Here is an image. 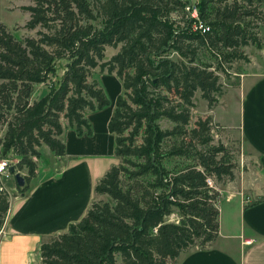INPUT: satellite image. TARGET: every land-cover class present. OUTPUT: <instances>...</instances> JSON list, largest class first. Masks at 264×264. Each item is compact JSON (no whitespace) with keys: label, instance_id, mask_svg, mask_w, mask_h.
I'll list each match as a JSON object with an SVG mask.
<instances>
[{"label":"trees","instance_id":"trees-1","mask_svg":"<svg viewBox=\"0 0 264 264\" xmlns=\"http://www.w3.org/2000/svg\"><path fill=\"white\" fill-rule=\"evenodd\" d=\"M30 1L24 26L35 34L16 37L0 23V157L17 158L26 182L41 145L64 155L65 128L90 133L85 113L110 104L95 69L122 84L108 122L117 162L94 187L105 199L43 240L41 263L176 264L180 252L210 244L219 234L217 184L234 179L236 162L214 141L211 115L191 125L193 98L200 91L209 109L217 104L218 71L258 42L264 0ZM8 208L0 190V227Z\"/></svg>","mask_w":264,"mask_h":264},{"label":"crops","instance_id":"crops-1","mask_svg":"<svg viewBox=\"0 0 264 264\" xmlns=\"http://www.w3.org/2000/svg\"><path fill=\"white\" fill-rule=\"evenodd\" d=\"M260 51L263 57L256 68L241 73L238 83L224 89L217 104L207 107L206 113L239 141L243 155L258 163L263 184L260 181V187L252 189L250 196L260 198L250 202V197L239 191L224 195L226 187L221 188L218 236L204 248L194 246L180 252L176 264H264V44ZM105 87L110 104L85 113L91 132L78 134L74 127L65 128L61 135L65 154L56 156L49 150L50 161L40 163L27 191L10 199L0 227V264H34V259L42 264L39 251L43 236L66 232L69 224L80 220L97 200L94 187L110 167L103 158L116 160L114 134L108 122L114 100L122 92L117 76L106 79ZM218 108L233 110L237 124L226 120ZM223 199L225 208L220 206ZM224 210L226 222L222 218ZM35 246L38 253L31 250Z\"/></svg>","mask_w":264,"mask_h":264},{"label":"rangeland","instance_id":"rangeland-1","mask_svg":"<svg viewBox=\"0 0 264 264\" xmlns=\"http://www.w3.org/2000/svg\"><path fill=\"white\" fill-rule=\"evenodd\" d=\"M31 3L32 2L30 0H0V23H3L7 27V29L10 30L16 37H23L25 35L35 34V30H28L25 28L24 25L28 19V12L25 11L21 6L22 4L28 5ZM260 9L263 10L264 12V6L260 7ZM255 30L259 38L258 42L255 41L254 43L243 47L242 49L243 55H244L243 58L234 60L229 66H226L227 68L226 71H218V74L220 76V81L223 85V90L226 89L229 85H234L235 83H237L241 77L240 76L241 73L243 74V73H246L247 71L255 69L256 62L259 63L260 58L263 57V54L260 51L261 46H263L264 44V21L263 20L258 22V27ZM114 52H115L114 49L108 47L106 50V57L108 58ZM61 73H62V67L58 65L57 76L60 75ZM112 77H116V76L114 74H109L106 71L102 72L99 68H96L95 71L93 72L92 78H95L99 82V84L102 85L104 88L106 84V79L112 78ZM54 78L55 76H53V79ZM45 89H46V84L39 85L36 89V95L37 96L41 95L45 91ZM193 101L195 103V107L192 109L191 125L194 124L195 120L199 116H205L206 113L208 112L207 102L203 98H201L200 91L195 92ZM229 102L232 103L231 100H229ZM218 111L227 118L226 120H228L229 122H232L233 124H237V120H238L237 114H234L233 110L229 109V111H227L225 110V108H222V109L218 108ZM232 131L235 133L238 132V130L235 128L232 129ZM3 133H4V128H0V138L3 135ZM212 135L214 137L215 142L221 141L230 148V150L233 153L234 160L236 162V168L234 170V173H235L234 179L226 181L224 183L217 184L219 191L221 188L226 187V190L224 191V195L225 193L231 194L233 192L239 191L240 193L244 195V197L249 196L250 202L258 200L260 198L259 196L257 197L250 196L252 189L254 188L258 189L260 187L259 185L260 181H262V184H263V180H262L263 173L260 171L258 163L253 158H249L247 155H243V151H242L241 144L239 143V141L231 137V135L228 134L225 129L214 126L212 130ZM39 149L41 152V157L40 159L39 157L34 158V161L37 163L35 167L36 171H35L34 176H36L37 170H39L38 168L39 165L41 166L40 163L44 164L43 162L48 163L50 161V157L48 154V151L50 149L48 148V146L43 144L41 145ZM0 159H7V160L14 159L15 162L17 161V158L10 156V153L4 154L3 156L0 157ZM103 159H104V163L110 167L116 162V160L111 157H105ZM109 164H112V165H109ZM17 170L19 171L18 173L24 176V178L28 175L26 167H23L22 169L17 167ZM1 179L8 193L9 201L14 195L16 194L19 195L23 193L18 188L19 185L17 186L18 183H16L14 173L10 174L9 178L1 176ZM35 181H37V178L33 180V182L31 183V186L35 183ZM29 183H30L29 181L26 182L25 180L24 185H28L29 187ZM24 185L20 187H23ZM10 188L13 190H11ZM26 191L27 190H25L24 193ZM100 198L105 199V196L97 195V199H100ZM220 204H221L220 206H223L225 208V205H226L225 199H223ZM222 216H223L222 218L224 219V222H226L228 219L226 210L223 211ZM168 218L170 220H173L177 217H176V214H172ZM49 236L51 235L43 236V239L45 240ZM31 250H34V252L38 253L36 246L33 247V249ZM33 261H34V264H38L36 259H34ZM40 261H41V258H40Z\"/></svg>","mask_w":264,"mask_h":264},{"label":"built area","instance_id":"built-area-1","mask_svg":"<svg viewBox=\"0 0 264 264\" xmlns=\"http://www.w3.org/2000/svg\"><path fill=\"white\" fill-rule=\"evenodd\" d=\"M187 10H191V15L194 18H198V13H197V8L196 7H191V9H189V7H187ZM198 28L201 29V31H205L208 29V27H206L205 25H203L202 23L198 24ZM15 161L14 159L11 160H7V159H0V165H2V170H0V179L1 176L4 177H9L10 174L12 173H18L19 171L17 170V167H15ZM207 182L209 183V185L213 184V181L211 179H207ZM0 190H6L2 179L0 181ZM246 201H248V198H246ZM246 243H250L251 240H246Z\"/></svg>","mask_w":264,"mask_h":264},{"label":"water","instance_id":"water-1","mask_svg":"<svg viewBox=\"0 0 264 264\" xmlns=\"http://www.w3.org/2000/svg\"><path fill=\"white\" fill-rule=\"evenodd\" d=\"M14 177L19 186L24 185V182H25L24 176H22L20 173H15Z\"/></svg>","mask_w":264,"mask_h":264},{"label":"clouds","instance_id":"clouds-1","mask_svg":"<svg viewBox=\"0 0 264 264\" xmlns=\"http://www.w3.org/2000/svg\"><path fill=\"white\" fill-rule=\"evenodd\" d=\"M0 170H2V165H0Z\"/></svg>","mask_w":264,"mask_h":264}]
</instances>
